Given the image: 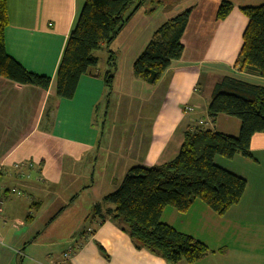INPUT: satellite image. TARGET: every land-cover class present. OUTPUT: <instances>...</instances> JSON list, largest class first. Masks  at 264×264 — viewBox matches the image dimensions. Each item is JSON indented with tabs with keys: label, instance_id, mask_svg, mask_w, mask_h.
Instances as JSON below:
<instances>
[{
	"label": "crops",
	"instance_id": "0c3cea01",
	"mask_svg": "<svg viewBox=\"0 0 264 264\" xmlns=\"http://www.w3.org/2000/svg\"><path fill=\"white\" fill-rule=\"evenodd\" d=\"M170 1L168 10L173 14L187 7L191 11L181 35L182 54L155 84L135 77L131 70L151 34L142 42L132 37V44L126 40L131 52L125 64L115 54L109 94L103 84L106 50L117 51L111 46L127 30L135 12L107 48L95 51L96 66L104 62V67L96 68V75L82 74L73 96L63 99L56 96V70L83 0H6L7 54L28 71L49 76L50 81L44 89L0 76V264H170L133 240L120 220L106 216L99 221L92 215V206L108 193L98 188L94 177L102 153L96 110L103 98H108L105 106L109 107L108 96L114 92L123 91L128 100L135 92L141 94L145 117L137 122V132L120 133L118 152L103 153L101 164L108 174L100 180L109 189L119 183V176L112 177L116 172L174 158L185 128L203 126L236 136L240 120L224 113L210 118L207 106L222 76L261 78L238 71L234 62L247 23L240 8L258 6L264 0H224L233 8L223 19L215 17L222 0H182L178 5V0ZM100 51L103 56L97 54ZM185 105L192 110L185 111ZM249 150L251 157L214 158L216 164L246 180L241 199L223 215L198 199L182 213L171 206L162 210L161 221L210 249L192 264H264V132L251 135ZM65 193L73 194L66 206L65 198L59 197ZM82 193L90 196L89 224L81 230L79 223L65 227V214ZM28 214L32 216L27 218ZM201 226L204 234L198 232Z\"/></svg>",
	"mask_w": 264,
	"mask_h": 264
},
{
	"label": "trees",
	"instance_id": "16d2710c",
	"mask_svg": "<svg viewBox=\"0 0 264 264\" xmlns=\"http://www.w3.org/2000/svg\"><path fill=\"white\" fill-rule=\"evenodd\" d=\"M153 0H83L82 8L65 43L56 70V96L70 99L82 74L96 75L95 51L116 38L144 2ZM158 3L161 0H154ZM233 8L220 1L215 17L223 19ZM191 7L173 14L152 33L134 58L132 74L155 84L172 60L179 59ZM247 23L234 66L238 71L264 78V4L241 7ZM8 24L6 0H0V76L21 84L46 89L50 78L25 69L7 54L4 29ZM103 84L109 94L116 68L115 53L106 50ZM210 118L220 113L240 120L236 136L195 126L183 130V141L171 160L151 166L133 165L119 184L92 206L93 216L120 220L128 235L170 264H192L210 252L195 237L161 221L166 206L185 212L195 199L218 215L239 202L245 190L244 177L215 163L235 154L251 157L249 141L254 132H264V86L224 75L213 86L207 106ZM106 205L104 213L102 207ZM32 215L28 214L27 218Z\"/></svg>",
	"mask_w": 264,
	"mask_h": 264
},
{
	"label": "rangeland",
	"instance_id": "374dc122",
	"mask_svg": "<svg viewBox=\"0 0 264 264\" xmlns=\"http://www.w3.org/2000/svg\"><path fill=\"white\" fill-rule=\"evenodd\" d=\"M180 1L182 0L177 1V5L179 4ZM170 3H171L170 0H161V2L158 3L154 2V0L146 1L140 8L137 9L135 13L136 14L135 18L130 22L131 24H129L127 30H125V32L117 38L116 43L111 46L113 50L117 48V51L115 50L114 52L117 55L119 61L122 62V64H125L127 62L128 55L131 52V51L129 52L127 51L130 47V44L126 45L127 43L126 40L129 41V37H132L136 39V42L138 41V39L142 42L143 40H145V38L147 39L150 34L152 35L153 31L160 24H162L166 19L172 16L173 12L168 10V6H171L169 5ZM151 29H153L152 33H150ZM118 43H121V45H119ZM129 43L132 44L131 41H129ZM97 54L103 56L104 52L100 51ZM103 64L104 62L102 63L99 62L96 68L102 69L104 67ZM123 69H125V66L123 67ZM235 76L240 78L241 80H245L253 84L264 86L263 77H261L260 79H256L253 78L252 76H248V75L246 76L244 74H240V75L235 74ZM126 95L127 94L126 93L124 94L123 91L114 92L111 94V96L109 95L108 96L110 100L109 107L105 106L107 104L108 98L106 99L103 98L102 102L99 105V108H97L96 110L94 117V122L96 123L100 133L102 134L101 137L102 153L100 152L101 157L99 158L98 167L94 173L95 175L94 177L95 179L97 178L98 188L104 190V192H109L113 189H109V187H106L107 185H105V183L107 182H103L102 180H100V176L104 177L107 173L104 170V166H102L101 164V161L103 159L102 157L103 153L116 154L118 152V148L116 147L118 141L117 140L118 135L120 133H126V134L130 132L136 133L139 128L137 122L143 116L145 117V115L142 113L144 108L142 106V99L140 97L141 94L135 92L133 94L134 98L132 100H128V98H124L127 97ZM41 125H43V123H41ZM125 127H128V130H125L126 132L123 130ZM119 148L123 149V147H119ZM216 157L219 158V156ZM220 159H224V158L220 157ZM124 173L116 172L115 174L112 175V177L117 178V176H119L120 178L119 182H120ZM108 184H110V182H108ZM72 195L73 194L69 195V193L68 194L65 193L64 197L62 195H60L59 197L61 199L65 198V206H66V203L69 202V198ZM89 197L90 196L87 195L86 193H82L77 198V201H75V203L72 206L73 209L67 212V214H65V227L73 228L75 226V223L76 224L79 223L78 226L80 230L87 227V225L89 224L88 223L89 218L86 217V214L90 212V207L88 205ZM45 200H47V198ZM198 232L199 234L201 232L204 234L205 233L204 227L201 226ZM232 244L234 246L238 245L236 240H232ZM232 255H234L233 260L237 262L236 252H232Z\"/></svg>",
	"mask_w": 264,
	"mask_h": 264
},
{
	"label": "built area",
	"instance_id": "2783aa9c",
	"mask_svg": "<svg viewBox=\"0 0 264 264\" xmlns=\"http://www.w3.org/2000/svg\"><path fill=\"white\" fill-rule=\"evenodd\" d=\"M192 108H193V107H192L191 105H185V106H184V110H185V111H190V110H192ZM19 166H20V165H15V167H19Z\"/></svg>",
	"mask_w": 264,
	"mask_h": 264
}]
</instances>
